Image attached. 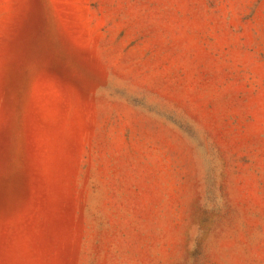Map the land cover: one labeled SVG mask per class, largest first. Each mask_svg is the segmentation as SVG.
<instances>
[{
	"label": "rangeland",
	"instance_id": "374dc122",
	"mask_svg": "<svg viewBox=\"0 0 264 264\" xmlns=\"http://www.w3.org/2000/svg\"><path fill=\"white\" fill-rule=\"evenodd\" d=\"M0 264H264V0H0Z\"/></svg>",
	"mask_w": 264,
	"mask_h": 264
}]
</instances>
